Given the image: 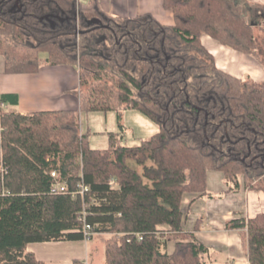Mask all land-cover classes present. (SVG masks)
<instances>
[{"label": "trees", "instance_id": "obj_1", "mask_svg": "<svg viewBox=\"0 0 264 264\" xmlns=\"http://www.w3.org/2000/svg\"><path fill=\"white\" fill-rule=\"evenodd\" d=\"M245 2L163 0L174 15L166 25L151 13L109 17L79 0H0L4 72L71 65L80 85L78 109L21 114L4 109L17 95L0 96V264H45L28 244L95 234L112 235L102 264H206L209 248L183 229L184 195L213 197L209 171L223 172L230 191L243 177L244 189L264 193V84L219 68L202 41L264 66L255 33L264 26ZM128 110L158 132L134 147L109 133L108 148H92L80 114L114 111L124 130ZM225 227L244 230L249 264H264V212Z\"/></svg>", "mask_w": 264, "mask_h": 264}, {"label": "crops", "instance_id": "obj_2", "mask_svg": "<svg viewBox=\"0 0 264 264\" xmlns=\"http://www.w3.org/2000/svg\"><path fill=\"white\" fill-rule=\"evenodd\" d=\"M79 4L85 9L99 8L109 17H131L151 13L163 24L174 23V15L163 7V0H85L83 4L79 0ZM245 5L249 15L264 19V0H246ZM207 41L211 45L204 41L203 43L214 54L217 66L219 52L217 53L215 48H222V58H220L222 67L218 66L219 68L237 77L251 74L258 82L264 80V69L254 57L220 46L211 38ZM79 86V73L74 66H50L43 63L36 73L7 74L3 70V59L0 57V96L5 94L18 96L17 105L5 104V110L29 114L40 110L78 109L80 99L75 92L79 90ZM110 112L116 114L114 111ZM127 115L125 111L123 119ZM229 189L223 172L209 171L207 192L213 197L200 195L195 197L189 194L183 197V229L194 232L196 237L209 248V253L204 258L206 264H249L245 231L228 230L225 225L228 220L237 217H254L264 212V193L244 188L239 191ZM82 261L86 263L85 259ZM43 262L54 264L52 260ZM60 262L65 261L59 259L57 263Z\"/></svg>", "mask_w": 264, "mask_h": 264}, {"label": "rangeland", "instance_id": "obj_3", "mask_svg": "<svg viewBox=\"0 0 264 264\" xmlns=\"http://www.w3.org/2000/svg\"><path fill=\"white\" fill-rule=\"evenodd\" d=\"M81 3L85 0H80ZM93 9V7H92ZM249 19H254L248 14ZM256 22H261L264 26V19L256 18ZM257 38L262 41V47L264 48V29L255 30ZM205 43H208L206 37H202ZM211 41V40H210ZM208 45H211L208 43ZM216 52H219V58L217 59L218 66L222 67V48H215ZM42 58L46 55L42 54ZM255 59V58H254ZM261 68L264 66L255 59ZM244 78L252 80L256 83L264 84V80L259 82L254 79L251 74H244ZM78 89L75 95H78ZM6 111H8L6 109ZM128 115L121 121L124 125V130L119 127V122L115 113L111 112H89L80 114V126L82 132H90L89 142L91 147L98 149H105L109 145L108 133L120 132L122 138V144L130 147L138 146L140 143L152 137L159 130L158 126L145 118L143 115L136 113L135 111H127ZM127 126V127H126ZM116 129V130H115ZM132 165L136 167L138 171L142 170V167L132 162ZM241 186L244 187V178L241 177ZM191 196H198L199 193H186ZM185 194V195H186ZM197 197V198H198ZM189 232V231H187ZM111 234H95L92 239L85 241H60V242H38L28 244L25 252H34L36 257L42 261H53L54 264H58L59 259H63L65 262L60 264H73V259L86 260L83 264H96L98 262L103 263L105 261V241L111 237ZM176 241L173 240L168 245V250L173 252Z\"/></svg>", "mask_w": 264, "mask_h": 264}, {"label": "built area", "instance_id": "obj_4", "mask_svg": "<svg viewBox=\"0 0 264 264\" xmlns=\"http://www.w3.org/2000/svg\"><path fill=\"white\" fill-rule=\"evenodd\" d=\"M53 175L55 176V174H53ZM112 185H114V181H112ZM82 189H83V190H82V192H83V191L86 190L87 188H84V187H83ZM59 190H60V191H63V190H64V187H63V186H61V187L59 186V187H58V191H59ZM84 227H85L86 230H90V226H89V225L85 224Z\"/></svg>", "mask_w": 264, "mask_h": 264}, {"label": "water", "instance_id": "obj_5", "mask_svg": "<svg viewBox=\"0 0 264 264\" xmlns=\"http://www.w3.org/2000/svg\"><path fill=\"white\" fill-rule=\"evenodd\" d=\"M18 5V0H17V3H16V6ZM46 19H48V16L45 17ZM90 23L92 24H101V20L100 19H93L90 21Z\"/></svg>", "mask_w": 264, "mask_h": 264}]
</instances>
